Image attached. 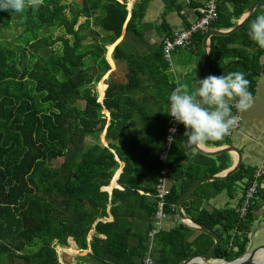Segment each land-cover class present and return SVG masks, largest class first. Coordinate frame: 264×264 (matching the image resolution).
I'll return each mask as SVG.
<instances>
[{
	"label": "trees",
	"instance_id": "trees-1",
	"mask_svg": "<svg viewBox=\"0 0 264 264\" xmlns=\"http://www.w3.org/2000/svg\"><path fill=\"white\" fill-rule=\"evenodd\" d=\"M161 1V21L154 26L160 40L146 53L133 47L143 42L150 27L144 21L149 0H135L129 12L126 0H80L69 8L62 0H41L38 7L28 6L20 13L0 11L2 29H21L13 41L0 38V256L6 264H61L55 246L68 247V239L79 250L89 248L88 255L102 263L142 264L160 171L167 167L172 180L165 212L176 217V201L192 184L230 167L229 153L205 156L186 145L182 124L165 165L159 161L169 125L164 111L175 88L163 57L162 39L173 30L165 16L185 7L196 10L205 0ZM255 1L218 0L217 17L208 29L231 28ZM262 11L264 2L235 33L210 38L201 78L243 71L253 95L264 73L259 62L264 48L249 38L247 29ZM81 16L85 20L79 23ZM91 21L104 34L103 42L96 30L88 29ZM59 30L63 34L54 36ZM123 31L112 58L126 62L127 80L117 81L112 71L113 80L98 102L92 88L110 69L106 45ZM206 32L194 33L188 48L198 65ZM103 90L102 84L101 94ZM103 109L109 113L108 122ZM154 111L156 116L149 114ZM104 130L106 146L85 144L86 136ZM203 144L216 148L231 140L226 136ZM118 161L123 163L116 178L120 189L112 188L109 194ZM253 171L254 167L242 164L224 179L201 184L183 203L189 218L221 237L215 259L230 261L245 253L256 213L264 203V188L251 198L244 215L238 210L241 198L235 208L207 210L203 203L222 191L232 198L241 185L244 191ZM109 215L112 220L105 221ZM176 222L155 235L153 264H178L206 254L213 245L208 235Z\"/></svg>",
	"mask_w": 264,
	"mask_h": 264
},
{
	"label": "clouds",
	"instance_id": "clouds-1",
	"mask_svg": "<svg viewBox=\"0 0 264 264\" xmlns=\"http://www.w3.org/2000/svg\"><path fill=\"white\" fill-rule=\"evenodd\" d=\"M41 0H0V11L20 13L26 7H38ZM249 38L264 48V11L256 15L247 29ZM164 111L176 124L184 126V143L189 146L219 141L237 124L236 113L252 107L253 95L243 71L207 75L187 85L175 87L168 95ZM175 133L176 128L169 129ZM172 137H169L171 140Z\"/></svg>",
	"mask_w": 264,
	"mask_h": 264
},
{
	"label": "crops",
	"instance_id": "crops-1",
	"mask_svg": "<svg viewBox=\"0 0 264 264\" xmlns=\"http://www.w3.org/2000/svg\"><path fill=\"white\" fill-rule=\"evenodd\" d=\"M119 1H121V0H119ZM134 1L135 0H133L132 3ZM156 2L157 1L149 0L144 21L149 23L150 27L145 32L143 42H139V43H137L138 45H134V47H133V50H135L139 53L148 52L149 48H151L152 44L155 42H158L160 40L159 36L156 34L154 26H155V24L160 23V21H161V18H160L161 15L160 14L162 13L164 6H163V2L161 4L159 3V1H158V4H156ZM132 3L130 4L129 8L127 7L128 12L131 9ZM151 8L153 9V15L151 17H149L148 13L150 12ZM167 14H169V15L165 16V19L169 23V25L172 27L173 30L182 29L196 19L195 9H190L188 7L183 8V10L180 13H177L176 11H170V13H167ZM223 30H225V29H223ZM123 33H124V31H123ZM123 33L121 34L120 38L114 42L112 48L115 47V45L118 44L122 40V38L124 36ZM209 48H210V43H209ZM180 49L181 48H178V49H175L172 51H178ZM192 55H193V57H190L187 61H185V63L181 67L179 65H177L176 67H174L173 65H170L171 63H170V57H169V61L167 62V63H169V70H168L169 76L168 77H169V82L174 84L175 87H177L179 85H187L188 80L191 77L190 75H192L193 73H194V75L196 74L197 69H198L200 64L198 65L197 57L193 53H192ZM108 60H109V57H108ZM175 61L178 63L179 59L175 58ZM109 62L111 63V60H109ZM259 62L261 65H264V53L261 55ZM122 64H123V70H122L123 76L121 77L120 81L126 82V80H127V77L125 76V74H126V62L124 61V63H122ZM112 70H114V69L111 68L110 71H112ZM262 93H264V73L257 79L256 85H255V92L253 93L252 107L241 113V116H242L241 126L237 131H235L230 136L231 144L238 147L242 152L243 164H245L246 166H250V167H255L260 162L261 157L264 154V119L259 118V115H258L259 110L261 108V103H258V100H259V98H261L260 100L264 101V97H261ZM156 113H157V111L156 112L154 111V112L149 113V114H152V116H156ZM107 116H108V119H107V122H108L109 121V113L108 112H107ZM106 145H107V143L105 141V146ZM202 146L207 148V149L215 148V147L205 146L204 144H202ZM230 156H231V165H232L234 163L235 159H234V156L232 154H230ZM181 163H182V165H186L185 161H182ZM122 166H123V163L121 161H118V167L116 168V170L113 174V177L111 179V182L109 184V187L107 188V192L109 194L111 193L112 188H119L120 189V186L116 183V178H117V175L120 172ZM163 182H164V185L166 186V188L169 190L170 187L172 186V180L167 176V174L163 177ZM260 186L262 188H264V179L263 178L260 180ZM243 187H244V185H241V188L237 191V193L232 198H228L226 193L224 191H222L221 193L217 194L215 197L205 201L203 203V207L207 210L219 209V208H223V207L235 208L240 201L239 198H241V195L243 193V189H242ZM138 192H139V194L143 193L141 190H139ZM146 194H148V193H146ZM111 220H112V217L110 215L108 218L105 219V221H111ZM176 220L179 222V220L177 218V214H176V217H173V216L166 214V217L162 221V226H161L160 230H163V229L167 230V229L172 228L177 223ZM256 220H259L262 225L259 227V229L252 230V228H251V232L248 235L249 242L247 244V248H249L250 250L252 248H254L256 245H258L259 243H261L262 241H264V238H263L261 241H258V242L255 241L254 242L256 234H259V233L264 231V203L261 204V208L256 213ZM91 233H92V231L90 232L89 236L91 235ZM193 237H194V235L191 236L189 239H192ZM89 239H90V237H88V240ZM72 245L79 251V249L77 248L75 243L71 239H68V246H70V248H72ZM147 245H148V238H147V242H146V246ZM60 248L62 251H66V250L62 249V247H60ZM152 248H153V246H152ZM86 250H83V251H86L87 257L92 259L93 260L92 262H94L96 264H108V263H102L100 261L93 259L92 257H90L88 255L90 252V249L87 248ZM80 251H82V250H80ZM65 253H67V252H65ZM151 253H152V251H151ZM67 254H68V258H69L70 257L69 252ZM78 255H81V254L79 253ZM62 258H63V256H62ZM72 258H73V255H72L71 259ZM151 259H152V255H151ZM58 261L60 263H62V260H60V258ZM142 262H143V259H142Z\"/></svg>",
	"mask_w": 264,
	"mask_h": 264
},
{
	"label": "water",
	"instance_id": "water-1",
	"mask_svg": "<svg viewBox=\"0 0 264 264\" xmlns=\"http://www.w3.org/2000/svg\"><path fill=\"white\" fill-rule=\"evenodd\" d=\"M264 0H257L250 4L241 14L239 19L236 21L233 27L225 30H218L215 28H211L207 30L205 36L202 39L201 42V48L203 51L202 60L200 62V65L197 69L196 74L194 75V80L201 79V74L206 68V65L208 63L209 54H210V48H209V39L212 36H228L230 34L235 33L237 30L240 29V27L250 18L253 11L256 9V7L263 3ZM114 48V47H113ZM104 95H102L101 102L103 100ZM105 133V132H104ZM193 149L205 156H217L222 153H230L234 156V163L227 168L224 171H221L220 173H217L212 176H207L204 178H201L200 180L196 181L194 184H192L176 201L175 209L177 212V218L181 224L186 226L187 228H190L196 232L204 233L212 238L213 245L209 249V251L206 254H196L189 256L183 261H180L178 264H218L221 262L222 264H264V259L259 258L261 254H264V241L256 245L251 250L249 248H246L245 253L234 260L226 261L223 259H215L214 258V252L216 248L222 243L221 237H219L215 232L212 230L206 228L203 225H200L193 221L191 218H189L185 212L183 211V203L188 199V197L203 183L205 182H211L214 180H221L224 179L236 171H238L243 164V155L241 150L236 147L233 144L228 145H222L213 149H207L200 145H194L192 146ZM60 248V247H58ZM61 249V248H60ZM219 261V262H216Z\"/></svg>",
	"mask_w": 264,
	"mask_h": 264
},
{
	"label": "built area",
	"instance_id": "built-area-1",
	"mask_svg": "<svg viewBox=\"0 0 264 264\" xmlns=\"http://www.w3.org/2000/svg\"><path fill=\"white\" fill-rule=\"evenodd\" d=\"M218 0H205L201 6H199L195 10L196 19L188 24L186 27L179 29V30H172L171 34L167 37H164L162 39V49H163V56L169 61L170 52L172 50L178 49V48H189L191 46V36L196 32H204L207 31L209 28V25L215 18L217 17L216 13V5ZM241 113H236L237 115V124L236 126L231 130L228 137H230L235 131H237L242 123V116ZM180 124H176L172 118L169 116V125L166 130V137L164 142V148L162 152L159 154V160L165 165L167 155L169 153V150L171 149V144L175 137L178 134ZM175 127L176 132L170 133L169 129ZM172 137L171 140H169V137ZM168 168L164 167L160 171V179L156 185V210L153 215V222H152V228L148 233V245H147V251L145 253V256L143 258L142 264H153L151 259V251L153 246V240L157 232L161 229L162 221L166 217L165 212V204H166V196L169 193V190L166 188L163 182V177L167 174ZM264 177V154L261 157L260 162L254 167V171L252 174L251 179L247 182L244 191L241 195V204L239 206V211L242 215L245 214L246 209L249 205V202L252 197H254L260 186V180Z\"/></svg>",
	"mask_w": 264,
	"mask_h": 264
},
{
	"label": "rangeland",
	"instance_id": "rangeland-1",
	"mask_svg": "<svg viewBox=\"0 0 264 264\" xmlns=\"http://www.w3.org/2000/svg\"><path fill=\"white\" fill-rule=\"evenodd\" d=\"M132 1L133 0H126V4H127L128 8H129L130 4L132 3ZM153 1H157L156 4H158V1H159L160 4L162 3L161 0H153ZM79 2H80V0H62V3L66 4L68 8L72 4H74V5L79 4ZM66 12H67V9H66ZM168 13H170V12H168ZM148 14H149V17H151L153 15V9L152 8L150 9V12ZM167 15H169V14H166V16ZM84 20H85V18L83 16H81V17H79L78 21H79V23H82V22H84ZM88 29L96 30L98 32V34L101 36L102 42L104 41V38H105L104 34L99 31V29L94 25V23L92 21L89 22V28ZM20 31H21V29L15 28V27H11V28L5 30V29H2V27L0 25V38L3 37L2 39L13 41L18 36ZM62 34H63L62 30H59V31H56L54 33V36L55 35H62ZM64 36L69 38V40H71V37L66 36V35H64ZM86 41L90 42L91 41V37L88 36ZM113 44H111V45L107 44L106 45L105 58H106L107 62L110 65V69L102 77V79H100V81H98L95 84V86L92 88V90L95 92V95L97 97V101L98 102H101V95H104V91H105V89L107 87V83L110 80H113V77L110 76V73L112 71L115 72L114 77H115V79L117 81H120L121 77L123 76L122 75V70H123V64L122 63H124V61H115V60H113V58H112V51H113L112 46H113ZM134 45H138V44H134ZM56 47H57V49H59L58 46H56ZM108 57H109V60H111V63L109 62ZM190 57H193V55L187 48H181L178 51H172V52H170V63H171L170 65H173L174 67L179 65L181 67L185 63V61H187ZM175 58L179 59L178 63L175 61ZM111 68H113L114 70L110 71ZM102 83L104 85L103 94H101ZM261 97H264V93L261 94ZM260 99L261 98H259L258 103H261V108L259 110L258 115H259V118L264 119V101H261ZM80 104H82V101H80ZM102 113L104 114V116L106 117V120H107L108 119L107 111L105 109H103ZM104 132H105V130L102 133L97 134L95 136H86L85 144L86 145L100 144V145H104L105 146V139H104L105 133ZM240 185H241V183H240ZM261 225L262 224H261V222L259 220H255L253 225H252V230L259 229V227ZM88 237H90V236H88ZM263 238H264V231L259 233V234H256L254 242L255 241L256 242L261 241ZM57 247H60V246H55V250H56V253H57V256H58V260H59V258H60V260H62L61 264H96V263L92 262L93 261L92 259L87 257V255H86V251L87 250L86 251H83V250L82 251H80V250L78 251L73 245H72V248H70V246H68L66 248H62L64 250H66V251H62L60 248H57ZM62 252L64 254H65V252H67V253L69 252L70 257L67 258V259H64V257L62 258V256H63ZM79 253L81 255H78ZM72 255H73V258L71 259ZM261 257H262V259H264V254H261ZM0 264H6L4 257L0 256Z\"/></svg>",
	"mask_w": 264,
	"mask_h": 264
},
{
	"label": "bare ground",
	"instance_id": "bare-ground-1",
	"mask_svg": "<svg viewBox=\"0 0 264 264\" xmlns=\"http://www.w3.org/2000/svg\"><path fill=\"white\" fill-rule=\"evenodd\" d=\"M103 84V83H102ZM259 258H262L261 256ZM216 262H219V261H216ZM218 264H222L221 262H219Z\"/></svg>",
	"mask_w": 264,
	"mask_h": 264
}]
</instances>
